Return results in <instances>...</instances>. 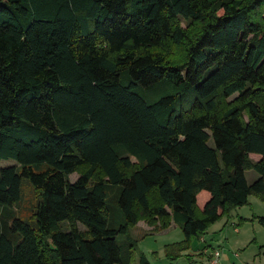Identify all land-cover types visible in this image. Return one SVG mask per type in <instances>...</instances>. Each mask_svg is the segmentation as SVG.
Wrapping results in <instances>:
<instances>
[{"label": "trees", "instance_id": "obj_1", "mask_svg": "<svg viewBox=\"0 0 264 264\" xmlns=\"http://www.w3.org/2000/svg\"><path fill=\"white\" fill-rule=\"evenodd\" d=\"M252 195L264 0H0V264H134L173 221L174 264Z\"/></svg>", "mask_w": 264, "mask_h": 264}, {"label": "rangeland", "instance_id": "obj_2", "mask_svg": "<svg viewBox=\"0 0 264 264\" xmlns=\"http://www.w3.org/2000/svg\"><path fill=\"white\" fill-rule=\"evenodd\" d=\"M182 24L184 27H186L185 22ZM1 163V166L16 165V162L13 160L2 161ZM78 177L79 176L76 173L71 175V182H75ZM246 177L249 184H252L259 178V174L251 170L246 172ZM22 189L23 199L18 210L20 211L21 215L28 217L34 213L35 208L38 205L39 198L38 195L35 194V191L29 180L23 179ZM256 214H264V201L261 198L252 195L249 198L248 205L236 208L229 216H225L220 221L211 225V227H209V229L204 234V236H207V242H209L212 247L218 248L222 246L226 248L224 254H229L231 256L230 262L228 264H264V227L258 221H256L258 219L254 218L257 216ZM228 220L229 224L226 226ZM232 223L237 224L239 232H236L233 229ZM80 228L82 229L84 227L80 226ZM133 234L134 231H132L131 237H134V241L137 243L138 252L145 253L146 250L148 253L147 255H151L150 257L153 261L154 259H158L157 252L151 254L150 248H147L146 245L141 244V236L136 238L137 236ZM168 234L171 235L170 240L172 241L182 242L185 240V236L181 228L172 230ZM214 236L216 237V240H214ZM162 238L165 237H158V239L162 240L163 243L164 241H170L163 240ZM128 239V236H119L118 243L123 246ZM201 246H205L204 240L199 241V238L194 239L190 248L182 253V256L176 261V264H192L191 260L194 259L197 260L196 264H210L208 258H206L204 261H201L200 257L202 255L196 254V251L198 252ZM235 252L244 257L242 259L244 260L243 262H240V258H236V256H234ZM208 254H211V250L208 251ZM163 255L165 256V247Z\"/></svg>", "mask_w": 264, "mask_h": 264}, {"label": "crops", "instance_id": "obj_3", "mask_svg": "<svg viewBox=\"0 0 264 264\" xmlns=\"http://www.w3.org/2000/svg\"><path fill=\"white\" fill-rule=\"evenodd\" d=\"M251 157L255 161H258L260 159V158H258L259 156H256V155H251ZM256 215L258 217H264V214H260V215L256 214ZM256 221H258V220H256ZM228 224H229V220H228V223L226 224V226ZM232 226H233V229L236 232H239L238 231L239 229H238L236 223H232ZM177 228L180 229V227L174 221L172 222L171 226L168 229L164 230V231H156L153 226H149L145 222H140L132 231H134L133 235L137 236L136 238H139L138 236H141L140 237V239L142 240L141 244L142 245H146L147 248H150V253L151 254L154 253V252H157L158 259H154V261L151 259V257H150L151 255L150 256L147 255L148 253L146 252V250H145V253L143 252V254L149 259V261L152 264H171V262L169 260H167L165 258V256L163 255V252H164V247H166V246H168L170 244L179 243L178 241L170 240L171 235L168 234L172 230H176ZM204 234H203V237L199 238V241L204 240L205 246L204 247L201 246V248L198 250V252L196 251L197 255H199V254L202 255L200 257L201 261H204L206 258H208L209 263L212 264L211 260L213 258V254H214V252L216 250H219L220 251L219 264H223V262H224V264H228L230 262L231 256L229 254H227V255L224 254V251L226 250V248L222 247V246H220L218 248L212 247V245L209 242H207V236H204ZM158 237L159 238L165 237V238H162V239L163 240H170V241H164V243H163L162 240L158 239ZM213 238H214V240H216L215 236ZM133 239H134V237H133ZM209 250H211V254H208ZM228 253H230V252H228ZM140 254L141 253H139L137 261L134 264H139V256H140ZM234 256H236V258H240L239 259L240 262L244 261V260H242L244 257L242 255H239V253L235 252ZM196 261L197 260H195V259L191 260V263L192 264H196ZM174 264H176V262Z\"/></svg>", "mask_w": 264, "mask_h": 264}, {"label": "built area", "instance_id": "obj_4", "mask_svg": "<svg viewBox=\"0 0 264 264\" xmlns=\"http://www.w3.org/2000/svg\"><path fill=\"white\" fill-rule=\"evenodd\" d=\"M219 259H220V251L216 250L213 254V258L211 260L212 264H219Z\"/></svg>", "mask_w": 264, "mask_h": 264}]
</instances>
